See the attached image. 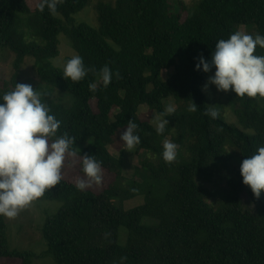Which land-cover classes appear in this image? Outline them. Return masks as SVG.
<instances>
[{"label": "trees", "instance_id": "obj_1", "mask_svg": "<svg viewBox=\"0 0 264 264\" xmlns=\"http://www.w3.org/2000/svg\"><path fill=\"white\" fill-rule=\"evenodd\" d=\"M89 1L0 0V50L14 54L10 80L0 81V121L79 155L89 182L36 171L21 181L0 168L1 191L17 193L25 183L42 199L62 202L45 219L46 249L37 255L8 246L7 203L0 197V264H32L42 256L55 264H264V87L237 61L244 26L245 52L264 74V0H199L190 14L181 6L184 16L168 0H97V28L74 18ZM60 34L76 52L62 68L53 63ZM26 57L39 80L33 88L18 80ZM170 69L163 80L161 72ZM208 72L225 88L252 87V95L230 99L243 129L208 107L201 90ZM53 90L71 95V105L58 102ZM19 92L35 95L34 105L17 101ZM168 97L176 104L169 113ZM141 105L164 123L142 118ZM121 129L137 153L146 152L136 180L123 176L122 158L108 149ZM168 137L175 152L164 144ZM235 157L216 196L203 183ZM101 171L111 181L99 191ZM137 196L143 203L124 210L123 202ZM119 227L127 230L123 246Z\"/></svg>", "mask_w": 264, "mask_h": 264}, {"label": "rangeland", "instance_id": "obj_2", "mask_svg": "<svg viewBox=\"0 0 264 264\" xmlns=\"http://www.w3.org/2000/svg\"><path fill=\"white\" fill-rule=\"evenodd\" d=\"M97 0H90L89 3L74 15L76 23H86L92 28L98 27L97 14L94 4ZM171 4L172 11L181 13L182 5L187 6V12L192 13L199 0H168ZM239 53L237 61L243 63L247 67L251 81L264 87V74L257 70V63L250 59L245 52L248 48V35L244 26L239 27ZM59 55L53 59L54 65L59 68L63 67V59L67 56L75 57L76 52L69 44V41L63 34L59 37ZM14 54L7 50H0V81L10 80L13 74L12 61ZM173 69L161 72V78L167 79L173 73ZM18 80L25 88H33L39 84L36 71L33 67L32 57H26L22 67L18 73ZM201 90L205 96L208 107L216 112L226 123L243 129L238 123L235 116L233 106L230 99L240 92L249 95L253 94L251 86H239L234 88L223 87L220 79L213 73L206 74L205 83ZM53 97L63 105H71L73 97L69 94L58 90H53ZM35 95L26 92H19L16 100L23 105L33 106ZM260 103V101L258 99ZM164 109L167 113L175 109L176 104L173 98L168 97L163 100ZM139 114L142 118L148 120L153 126L158 127L164 123V120L155 112L148 110L146 105H141ZM250 133V130H246ZM92 142L88 138L84 145L77 147V152L83 149V146ZM164 144L175 152L177 145L170 138L165 139ZM111 154L120 156L123 161V176L127 179H137L135 176V167H139L142 160L146 156L144 150L135 151L134 146L129 140L128 133L125 129L116 132L115 140L108 145ZM228 151L231 148L227 146ZM81 157L77 154H68L60 150V148L52 141L35 136L24 131L22 128L15 127L6 122L0 121V168L6 169L10 174L15 175L19 180H24L26 172H44L59 175L73 182L88 184L87 178L83 177L80 169ZM238 158L235 157L228 164V170L221 175L215 177L210 183L203 185L211 190L216 196H220L225 189L227 178L232 174V170L237 166ZM145 174V171H142ZM101 185L98 190L105 188V184L111 181V175L106 172H100ZM90 187V186H89ZM0 197L6 199L4 219L7 225L8 246L11 249L21 251H31L39 255L46 249V243L42 235V227L46 217L53 215L61 206L62 202L58 200H44L41 198L39 189H33L25 183L21 184L17 193L7 194L0 190ZM242 201L247 207V198L242 195ZM143 203L141 196L123 202V209L128 210ZM149 219L144 218L142 223H146ZM127 238V230L119 227L117 243L121 246L125 244ZM32 264H55L50 256L36 257L32 259Z\"/></svg>", "mask_w": 264, "mask_h": 264}]
</instances>
